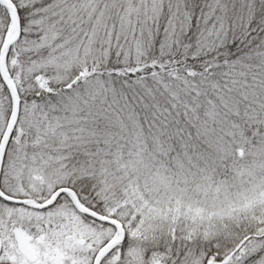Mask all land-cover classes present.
<instances>
[{
    "label": "trees",
    "instance_id": "trees-1",
    "mask_svg": "<svg viewBox=\"0 0 264 264\" xmlns=\"http://www.w3.org/2000/svg\"><path fill=\"white\" fill-rule=\"evenodd\" d=\"M12 1L21 35L8 51L7 68L21 112L5 156L18 142L28 179L20 192L6 174L5 160L4 193L40 198L70 186L83 205L119 219L126 232L136 211L118 206L132 198V183L124 180L117 155L125 148L134 157L137 145L119 143L118 134L128 133L167 165L171 181L192 183L206 174L215 184L240 177L247 185L264 186V0H163L160 11L150 10L148 22L134 11L123 22L124 2L118 11L100 0L105 4L99 28L108 35H95L94 54L100 56L91 59L93 35L81 11L86 6L90 12L92 1ZM11 33L9 10L0 2V48ZM60 58L68 60L54 64ZM74 100H80L76 106ZM11 110L0 77V127ZM242 218L229 235L211 239L185 231L126 233L101 264H264V212ZM16 228L32 236L35 260L19 252ZM115 230L80 213L66 193L44 209L0 199V264H93Z\"/></svg>",
    "mask_w": 264,
    "mask_h": 264
},
{
    "label": "rangeland",
    "instance_id": "rangeland-1",
    "mask_svg": "<svg viewBox=\"0 0 264 264\" xmlns=\"http://www.w3.org/2000/svg\"><path fill=\"white\" fill-rule=\"evenodd\" d=\"M90 1H92L90 3V12L86 6H83L84 9L81 11V18H84L85 22H87L90 36L93 35L92 39L88 41V48L93 50L87 54L91 55L90 57L88 56L90 59L92 56L94 58L100 56L94 54L97 47L95 44V38L97 37L95 35L98 36L101 32L99 28L103 16V9L101 8L104 7L105 2L107 6L116 8L118 11L121 10L120 1L124 2L125 17H128L125 20L121 19L123 22L128 21L133 11L136 15H146L144 20L148 22L147 20L153 17L150 10L155 13L160 11L163 3V0H105L100 5V0ZM26 23L28 24V22ZM101 34L104 37L108 35L107 32L103 31ZM74 55L77 63H80L81 59H83L82 55L77 50L74 51ZM67 60V58H60L54 64H64ZM89 83L91 85L89 89L92 88L93 90L94 84L92 82ZM79 101L74 100L72 105L76 106ZM8 118V115L5 116L0 127V134L4 131ZM23 129H26V125L23 126ZM96 131L97 129H94L93 133L96 134ZM127 136L128 138L118 134L120 146L133 147L137 145L138 149L134 150V157L129 158V153L133 152V150L127 151L125 148H121V154L117 155V158L119 162H124V166H122L125 173H123L124 180H131L132 198H126L118 206L121 209L127 206L124 208L125 211V209H128L129 204L136 211L133 213L134 217L141 213L134 226L130 223V221H133V215L130 216V221L128 220L130 228H128V231L126 230L127 234L137 235V232L145 230L149 234L157 231L159 233L167 232V234L172 232V235H175V231H185L188 235L201 234L204 238L211 239L217 236L229 235V231H232L234 225L240 219L243 220L242 217L250 215V213L263 214L264 186L261 184L247 185V183L240 180V177H238L239 180L229 181V184H215L207 180L208 175L206 174H202L198 178H191L192 183L183 182L181 177L174 179L173 182L169 179V176L167 177V165L162 167L161 163H158L159 159L156 153L146 154L135 134L128 133ZM17 144L18 142L10 149L8 158L5 156L7 165L5 171L7 175H12V181L17 182V185L21 188V190L19 188V191L24 192L23 186L28 177H25L26 173L22 165L25 164L23 160L26 158V153ZM184 157V154L179 155L182 163L184 162ZM128 172L133 175L126 174ZM195 174V171L190 170V176H195ZM30 182L29 186L33 187L35 183L31 178ZM119 183L122 182H116L115 184ZM51 191H48V194ZM42 197L46 198L48 196L45 195L40 198ZM116 200L118 201L117 198ZM7 207L10 211L17 209L21 214L23 213V210H18L20 209L19 206ZM229 224H232V227H229ZM111 231V229L108 230L109 233ZM108 232L105 231V234L107 235ZM115 233H117L116 230ZM105 234L102 233V239Z\"/></svg>",
    "mask_w": 264,
    "mask_h": 264
},
{
    "label": "water",
    "instance_id": "water-1",
    "mask_svg": "<svg viewBox=\"0 0 264 264\" xmlns=\"http://www.w3.org/2000/svg\"><path fill=\"white\" fill-rule=\"evenodd\" d=\"M0 2L3 3L9 10L10 19H11V30H12V35L7 40L4 41V43L2 44L0 48V77L4 85L8 89L11 99H12L11 115L5 127L3 136L0 140V174H1V170L3 168L4 159H5V155H6L9 142L13 136V133L15 131V128L20 118L21 100L19 97L18 90L14 82L11 80L10 73L7 68V54H8L9 48L18 40V38L21 35V25L19 22V12H18L16 4L12 0H0ZM62 193H68L73 198L76 208L81 213L92 216L98 220H101L105 223L115 226L117 230V236L113 238L112 240H110L109 242H107L106 244H104L99 249V251L97 252L95 256L93 264H100L103 257L109 251H111L116 245H118L125 239V236H126L125 230L120 220L103 215L101 213H98L84 206L83 204H81V202L78 199L77 193L71 187L61 186L54 191L52 197L47 202H37L35 199L30 198V197L21 198V197H15L12 195L5 194L2 191L1 186H0V198L6 201H9V202H14V203H20V204L29 203V204H32L36 208H45L47 206L52 205L57 200L59 195H61ZM15 235H16L18 246L21 252L28 259L34 260L35 254L32 250V247L30 246V237L25 232L21 231L20 229L15 230ZM247 238H249V236H246L243 240H241L239 244L236 246V248L234 249V251H232L228 256H226L225 259H227V257L233 254L243 244V242ZM0 250H1V239H0ZM225 259L223 261H225ZM208 264H213V263L209 262Z\"/></svg>",
    "mask_w": 264,
    "mask_h": 264
},
{
    "label": "flooded vegetation",
    "instance_id": "flooded-vegetation-1",
    "mask_svg": "<svg viewBox=\"0 0 264 264\" xmlns=\"http://www.w3.org/2000/svg\"><path fill=\"white\" fill-rule=\"evenodd\" d=\"M59 188V187H58ZM57 188H55L54 190H52V192L48 195V197H46V198H35L38 202H45V201H48L51 197H52V195H53V193H54V191L56 190ZM64 194L65 193H62L61 195H59V197L57 198V200L53 203V204H55L57 201H58V199L59 198H62L63 196H64ZM45 199V200H44ZM73 200V199H72ZM11 203H14V202H11ZM14 204H16V203H14ZM52 204V205H53ZM52 205H50V206H52ZM31 207H32V205H30ZM50 206H47V207H50ZM47 207H45V208H47ZM34 208V207H33ZM35 209H44V208H35ZM18 229H20V228H18ZM22 230V229H21ZM24 231V230H23ZM24 232H26V231H24ZM13 233H14V236H15V239H16V235H15V229L13 230ZM27 233V232H26ZM28 234V233H27ZM29 235V234H28ZM29 237H30V246L32 247V249H33V251H34V248H33V246H32V243H31V239H32V236L31 235H29ZM16 244H17V248H18V250H19V252L24 256V258L26 259V260H28V261H33V260H29L22 252H21V250L19 249V246H18V242H17V239H16ZM36 256V255H35ZM7 264H12V263H7Z\"/></svg>",
    "mask_w": 264,
    "mask_h": 264
}]
</instances>
